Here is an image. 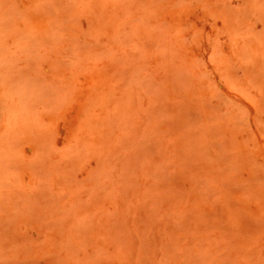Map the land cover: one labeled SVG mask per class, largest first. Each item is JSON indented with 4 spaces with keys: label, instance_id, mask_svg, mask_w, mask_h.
<instances>
[{
    "label": "rangeland",
    "instance_id": "obj_1",
    "mask_svg": "<svg viewBox=\"0 0 264 264\" xmlns=\"http://www.w3.org/2000/svg\"><path fill=\"white\" fill-rule=\"evenodd\" d=\"M0 264H264V0H0Z\"/></svg>",
    "mask_w": 264,
    "mask_h": 264
}]
</instances>
